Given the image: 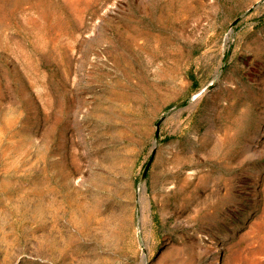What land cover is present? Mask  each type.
Masks as SVG:
<instances>
[{
  "label": "rangeland",
  "instance_id": "1",
  "mask_svg": "<svg viewBox=\"0 0 264 264\" xmlns=\"http://www.w3.org/2000/svg\"><path fill=\"white\" fill-rule=\"evenodd\" d=\"M0 264H264V0H0Z\"/></svg>",
  "mask_w": 264,
  "mask_h": 264
},
{
  "label": "water",
  "instance_id": "2",
  "mask_svg": "<svg viewBox=\"0 0 264 264\" xmlns=\"http://www.w3.org/2000/svg\"><path fill=\"white\" fill-rule=\"evenodd\" d=\"M150 165H151V162H149L148 165L146 166L145 171H144V176H145V174L147 173V171H148Z\"/></svg>",
  "mask_w": 264,
  "mask_h": 264
}]
</instances>
